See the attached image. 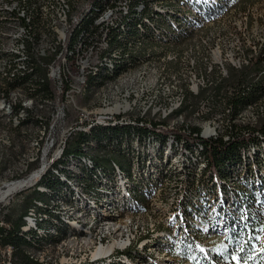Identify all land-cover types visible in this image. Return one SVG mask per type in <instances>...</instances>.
<instances>
[{
    "label": "bare ground",
    "instance_id": "obj_1",
    "mask_svg": "<svg viewBox=\"0 0 264 264\" xmlns=\"http://www.w3.org/2000/svg\"><path fill=\"white\" fill-rule=\"evenodd\" d=\"M219 2V0H130V2L0 0V117L15 129L22 128L30 119L38 123L31 147L36 152L34 151L32 158L24 161L26 169L21 173L25 176L15 182L33 174L36 168L29 171L31 164H39V160L42 162L39 155L43 156L48 130L53 123L57 95V85H52L48 79L51 72L50 61L56 59L63 42L64 63L58 69V76L65 80V86H68L67 94L75 96L77 106L84 112V118L96 120L84 126L79 133L73 134L71 140L80 133L90 135L96 128L129 125L155 127L161 131L173 130L170 132L171 137L181 134L200 136L206 140L222 137L228 141L232 131L245 127H263L264 38L255 45L259 48L254 49L255 53L259 49L262 63L261 70H258V74L255 73L257 77L254 78L255 81L262 83L256 91L257 98L234 115L235 109L230 99L235 94V86L224 88L226 94L222 93L220 101L221 120L225 123V130L222 133H217L216 128L208 121V125L204 127L190 126L183 113L190 96L198 97L213 85V82L205 80L204 75L192 73L193 71H190L191 76L190 78L187 76L186 80H183V77L187 71H174V74H171V71L168 74L170 64L185 60L184 63L190 70L196 67L197 60L193 57L191 49L182 52L181 57L178 52H168L164 46L180 45L182 41L194 38L202 17H214L224 11L216 8ZM102 20H112L111 35L109 36V32L101 33L102 48H94L96 57H92V48H87V45L92 42L93 27L99 26ZM134 27L139 28L143 34L147 32V36L135 42V37L130 36ZM203 43L206 44L207 40ZM210 54L211 60L208 61L209 58H206L203 62L204 74L206 76L217 72L221 81L229 77L226 66L242 69L251 63V59H247L245 55L233 51L229 53L218 45L210 50ZM97 58L101 60L97 61ZM82 60H88V63H82ZM89 66H92V72ZM91 93H95L97 106L93 105L94 108L90 107L91 109L81 107L80 99ZM40 109H45L44 115L39 113ZM202 115L195 113L194 118H201ZM195 128L200 131L195 132ZM4 136L1 139L3 145H10L11 140ZM145 141L149 146L153 140ZM260 141V146H252L251 157L258 152L264 162V156L259 151L264 144V137H260ZM133 145L136 151L141 153L146 147L136 141ZM67 146L68 144L64 147V152L54 156L48 163H41L38 172L29 183V188L37 190L44 198L32 200L23 215L24 224L21 232L26 234L33 231L38 236L46 235L54 239L45 242L42 248L28 251L31 261L53 264L49 259L53 248L72 239L84 238L91 240L93 247L83 254L78 264H169L168 261L171 259L176 260L175 264L184 260L182 257L188 258L194 264H201V259L209 253H203L197 242L194 250L188 249L186 245L188 237L191 236L190 240L195 238L197 241L198 232L209 235L218 227L224 229L222 230L225 231V237L228 236V223L232 221V215L236 212L234 203L237 204L239 200L233 196L234 194L229 198L225 196L221 191V182L216 180V195L207 193L194 195L195 203L200 209L190 210V216L186 215L182 207L188 184L185 171L189 173L196 171L198 182L205 167L201 162L196 163L195 157L199 151L194 148L193 153L190 152L192 149L188 150L184 140L170 139L163 150V160L159 159L158 148L151 144L148 153L150 160L148 162L146 160L145 166L140 168L136 162L133 163L131 172L136 175L140 173L141 180H148L141 183V190L148 195L147 200L142 202L135 199L132 193L135 188L131 180L135 178L126 175L117 164H114L112 175L96 169L100 180L93 187V192H84V188L89 184L82 179V166L93 170L95 165L87 158L88 156H83L76 161L72 157L67 165L62 166ZM188 161H192L194 168L193 165H190L191 167L188 165ZM252 164L255 168L256 163ZM174 166L175 171H172ZM62 168L71 172L72 177L69 178ZM160 169L170 173V176H165L163 182L157 179ZM49 172L60 177L62 182L68 183L71 191L63 189L59 194L42 185V179ZM259 173L264 176V168H261L254 180V186L258 190L263 185ZM152 176L156 181L150 182ZM21 187V183L10 184L8 189L0 194V200ZM228 187L230 190L236 189L232 181ZM165 190H168V195L174 199L169 205L171 213L166 218V223L173 225L172 231L164 234L155 229L146 230L147 232L139 238L135 237L134 233H122L121 237H114L110 242L114 235L112 233L114 230L111 231L109 227L111 223L117 222L118 226L120 224V228L118 227L114 233L121 230L124 225H132L133 220L129 216L140 215L142 210L149 206L153 194ZM201 225L207 229L199 230ZM59 229L69 231V234L55 240L59 238ZM159 238H165L160 241L162 246L157 244ZM129 251H132L134 258L126 254ZM3 254H8V262L11 264L17 260L13 247L11 250L10 247H3ZM0 264L4 263L0 261ZM60 264L70 263L61 260Z\"/></svg>",
    "mask_w": 264,
    "mask_h": 264
},
{
    "label": "trees",
    "instance_id": "obj_2",
    "mask_svg": "<svg viewBox=\"0 0 264 264\" xmlns=\"http://www.w3.org/2000/svg\"><path fill=\"white\" fill-rule=\"evenodd\" d=\"M142 34L143 33L139 28L134 27L131 30L130 36L135 37L134 41L138 42L143 40L144 36H147V32L143 35ZM254 67L256 68L258 66L255 65ZM255 70V73L258 74V68ZM231 80L234 84L236 83L235 94L230 99L235 109L233 113L236 115L248 104L255 101L257 98L256 91H258L262 83L255 80L253 82L249 80L248 75L240 73H237L236 75L232 73ZM154 128L155 127L144 128L123 125L117 127L96 128L94 129L95 131H92L93 134L91 133L90 135L80 133L68 144V148H66L64 153L63 162H61L63 163L62 166L67 165L66 163L69 162L72 157L74 161H76L80 160L83 156H88L87 158L94 163L95 168L90 170L82 166V179L85 183L89 184L84 188V192L91 193L94 190L93 187L95 184L100 180L96 169H101L104 173L112 175L114 164H117L126 175L135 178L134 180H131L135 188L132 193L135 199L137 198L138 201L142 202L147 200L148 195L141 190V183L148 180H141V177H139L141 176L140 173L136 175L131 172L133 163L136 162L140 165V168L145 166L144 163H147L150 160L148 153L151 144H154L155 148H158L160 152L159 159L163 160V150L170 139L175 138V140H184V144L188 150L190 151L192 149L190 152L193 153L195 149L199 151L198 156L195 157L196 163L201 162L205 164L198 182L196 181V171L193 170L190 173L185 171L188 178V184L187 194L182 202V207L184 208L186 215H191L190 210L200 209L195 203V196L202 195V193L216 195V180L221 182V191L225 196L229 198L234 194L233 196L239 200L237 204L234 203L236 206V212L232 215V221L228 223V244L226 245L227 247L225 251L207 254L201 259V264H218L219 261L226 260L230 255V250L234 247L245 248V251L263 248L260 244L264 233V176L259 173V177L263 183L259 190L254 186V180L256 175H258V172L261 171V168H264V162L260 158L258 152L251 157V148L252 146H260V135H264V126L245 127L237 129V131L234 132L232 131L231 138L228 141L224 140L222 137L206 140L200 136L194 137L192 135L185 136L180 134H175L174 137H171L172 134L168 131H161L158 130V128ZM194 131L199 132L200 130L195 128ZM146 138L153 140L149 146H147V142L145 141L147 140ZM134 141L137 143L139 142L140 145H145V152H137L133 145ZM84 144L86 145L85 147L83 146ZM259 151L264 156V144L261 145ZM119 157L123 159V164L117 161V158ZM252 163H256L255 168L252 167ZM188 165L192 166V161H188ZM192 167L194 168V165ZM62 170L69 178L72 177V173L67 169L62 168ZM159 171L160 174L157 178L159 182H163L166 177L170 176V173H167V171H164L163 169H160ZM152 181H156L153 176L150 178V182ZM231 181L236 187L234 190H230L228 187ZM41 184L48 186L59 194L63 192V189L71 191V187H69L68 183L62 182L60 177L53 175L51 172L42 179ZM35 192L43 196V194L39 193L37 190H35ZM8 222L10 223L9 229L0 226V246L4 247L10 245L15 249L17 260L14 264L17 262V264H40L33 263L29 259L27 254L28 251L42 248L45 242L54 239L46 235L38 236L33 231L22 234L21 228L24 224L23 216L18 224L11 221ZM59 232V238H56L55 240H59L69 234V231L63 229H59ZM200 232L197 234L198 239L204 237L203 233ZM232 234H234V238L232 237ZM190 238L191 236L188 237L189 241L186 245L188 249L194 250L197 241L195 238L192 240H190ZM131 253L132 251H129L126 254L134 258L133 253Z\"/></svg>",
    "mask_w": 264,
    "mask_h": 264
},
{
    "label": "rangeland",
    "instance_id": "obj_3",
    "mask_svg": "<svg viewBox=\"0 0 264 264\" xmlns=\"http://www.w3.org/2000/svg\"><path fill=\"white\" fill-rule=\"evenodd\" d=\"M219 1L220 2L218 3V7L216 8L224 11L214 17H202L201 25L199 26L198 31L195 32L194 38L182 41L180 45H167L164 46V48L168 52H178L181 57H183V53L184 51H186V49H191L193 57H195L197 60L196 67L190 70L187 67L186 63H184L185 60H182V62L180 61L178 63L170 64L168 66V74H170L171 71V74H174L175 72L187 71L186 73L188 75H185L186 78L185 76L183 77V80H186L188 79V77L190 78L191 76V74H189L190 71H193L192 73L204 75L205 80L213 82V85H210L211 87L209 86L206 90L200 93L198 97L190 96V98L188 99V102L183 109V113L187 123L190 126L200 128L208 125V121V123L211 124L213 128H216L217 133H222L224 132L223 130H225V123H222L221 120L222 110L220 108V101L222 97L220 98L219 91L222 87L221 84L224 83L225 80L221 81L220 77H218L217 72L213 73L212 75L209 74L205 76V65H203V62L206 61L204 60L206 58H209L208 61L211 60L210 50L216 45H218L221 46V49H224V51H228L229 53L233 51L234 53H238L239 55H245L247 59H251V63L247 67H244L242 69H235L231 65L226 66L229 72V77L226 80H229L232 77V73L234 75H236L237 73L244 75H253L254 71H256V68H258V70H261L262 63L260 62L261 56L259 57L260 51L258 49L259 52L257 51V53H255L256 50L254 49L259 48L255 45L260 41L261 38H264V0ZM204 40H207L206 44L203 43ZM151 46H148V48H151ZM251 65H257L258 67L255 68ZM183 66L186 68H184ZM229 86L234 87L235 84L233 82H228V87ZM222 93L226 94L224 88H222ZM94 94L95 93H91L85 98H81L79 101V105L81 107L88 108L96 107L97 98ZM204 105L205 107L213 106V111L210 114H203L204 116L206 115L205 117H203L202 115L201 118H194L196 109ZM218 105L220 112H216ZM45 112V109H40L39 111L41 115H44ZM37 126L38 123L35 120L30 119V121L25 123L22 128L15 129L8 125L6 123V120L3 119V117H0V194L5 192L8 189V186L12 184V182H15L21 177L25 176L21 173V171L26 169L24 161L29 158H32L31 156L36 152L31 147L33 138L35 137V134L38 130ZM167 126H169V123H167ZM3 136L5 138L9 137V140H11L10 145H3V142L1 141ZM39 157H41L42 161L43 156L39 155ZM117 161L122 164L124 163L121 157L117 158ZM38 166H40V160L39 164H31L29 166V171L34 170ZM172 169V171H175V166ZM168 194V190H165L164 192H155L153 194V197L150 199L149 206L146 208V210H142V214L140 213V215L138 214L135 217L133 215L129 216L132 218L133 224H128L126 226L124 225L121 230L117 231V233H114V231L120 228V224L118 226L117 222L111 223L109 227H111V231L114 230L112 231L114 235L112 238H110V242L114 239V237H121L122 233H134L133 235L139 238L140 235H143L144 232L146 233L148 230L151 229H155L157 232L164 234H167L168 232L172 231L173 225H168L166 223V218L171 213L169 205L173 202L172 200L174 199H172V196ZM35 198H44V195L42 196L38 194L33 190V188L23 189L17 193L10 195L6 199L8 201L7 205L3 208L5 214L1 213L0 219L18 224L21 217L25 214L27 208L30 206L32 200ZM114 224L116 225L114 226ZM202 229H207V227L201 225L199 230ZM222 229L223 228L218 227L217 229H215L214 233L204 235L202 239H197L198 246L201 248V251H203V253L207 252L209 254H212L215 252L218 253L221 251H225L227 247L226 242L228 241V236L225 237V231H223L224 229ZM232 237L234 238V234H232ZM76 239H72L69 242L58 246L59 248H53L54 250L52 249L49 254L50 262L53 264H60L61 260H65L68 261L70 264H78L79 261L83 258V254L85 252L87 253L93 247V245L91 243V240H87L84 238H78L77 240ZM163 239L165 238H159L157 240V244L159 246H162L161 242ZM260 246H263V248H257L255 250L251 249L250 251H245V248L234 247L232 250H230L231 252L229 257H227L226 260L219 261L218 264H264V236L263 238H261ZM182 259L184 260H181L180 262L176 263L194 264V262L190 261L188 258L182 257ZM175 261L176 260L172 261L171 259V261H168V263L174 264Z\"/></svg>",
    "mask_w": 264,
    "mask_h": 264
},
{
    "label": "built area",
    "instance_id": "obj_4",
    "mask_svg": "<svg viewBox=\"0 0 264 264\" xmlns=\"http://www.w3.org/2000/svg\"><path fill=\"white\" fill-rule=\"evenodd\" d=\"M119 1L130 2V0H119ZM111 24H112V20H102L99 26L93 27L92 42H90V44L87 45V48H92V57H96V55H94V48H102L101 33L109 32V36L111 35ZM63 46H64V42L60 46V51L58 52L56 59L50 61L51 72L50 74H48V79L51 80L52 85H57L56 106H55V111L53 113V123L48 130V134L46 138V146L43 149V158L40 164L44 162H49L50 160L53 159L54 156H58L60 152H64V147L67 144H69L71 138L73 137V134L79 133L84 126H86L89 123H92L93 121H96V120L84 118V112H82V109L77 106V101H75V96L72 94H67L68 86H65V80H63L62 77L58 76V69H60V66H62L64 63ZM100 60L101 58H97V61ZM82 63H88V60H82ZM89 70L90 72H92V66H89ZM255 77H257L255 71L253 75L252 74L248 75L249 80L253 82ZM231 79L232 77L229 80H225L224 83L221 84L222 87L221 90L219 91V96L222 97V88H228V82H232ZM235 91H236V83H235ZM212 111H213V106L211 107L202 106L197 108L195 112L201 114H210ZM216 112H220L219 105L217 107ZM168 132L170 133L172 131L168 130ZM260 137H264V135L263 136L260 135ZM38 167L34 170L33 174L28 175L26 179L12 183V184H16V183L22 184V187L14 193H17L23 189H27V188L29 189V183L33 178V175H35L38 172ZM8 197L9 196L0 200V214L1 213L5 214L3 208L7 205L8 201L6 199ZM0 226L9 229L10 223L8 221H4L3 219H0ZM4 247H10V250L12 249V246L10 245ZM0 261H2L4 264H11L8 262V254H3V247L1 246H0Z\"/></svg>",
    "mask_w": 264,
    "mask_h": 264
}]
</instances>
